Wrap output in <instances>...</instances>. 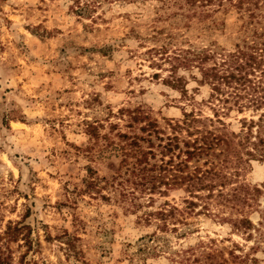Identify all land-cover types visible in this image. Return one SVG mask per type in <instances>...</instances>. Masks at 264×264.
Listing matches in <instances>:
<instances>
[{
	"label": "rangeland",
	"instance_id": "obj_1",
	"mask_svg": "<svg viewBox=\"0 0 264 264\" xmlns=\"http://www.w3.org/2000/svg\"><path fill=\"white\" fill-rule=\"evenodd\" d=\"M78 1L0 0V236L6 238L8 221L28 213L22 232L32 243L27 249L21 236L1 240L12 263L240 264L228 255L234 251L264 264L262 157L244 165L232 185H247L253 200L243 202L244 191L233 199L231 185L221 195L215 190L205 201L211 214L195 215L198 206L187 215L182 236L161 231L164 222L173 227L162 208L185 206L187 182L164 174L158 190H136L132 199L121 194L133 191L138 178L125 168L116 171L121 160L116 135L146 134L138 127L147 120H131L135 114L155 121L160 137L172 135L169 123L180 121L185 111L213 117L209 88L196 81L197 70L179 69L185 88L172 89L164 82L170 63L146 51L166 45L171 55L175 48L212 41L228 47L242 21L231 10L206 16L213 6L195 9L185 0H99L92 17H80ZM250 114L224 118L228 133H240L238 119L256 118ZM89 124L107 138L92 145ZM155 152L150 162L159 164ZM183 158L191 172L194 166L218 170L222 157L206 166L187 153ZM91 178L94 190L87 187ZM222 217L238 221L239 228ZM63 229L67 239L76 237L77 254L57 238ZM157 235L166 243L155 240ZM164 245L166 252L158 248Z\"/></svg>",
	"mask_w": 264,
	"mask_h": 264
},
{
	"label": "trees",
	"instance_id": "obj_2",
	"mask_svg": "<svg viewBox=\"0 0 264 264\" xmlns=\"http://www.w3.org/2000/svg\"><path fill=\"white\" fill-rule=\"evenodd\" d=\"M83 1L82 5L77 2L75 13L80 17H92L101 3L99 0ZM185 2L195 9L213 6L210 7L211 10H205L206 16L217 12L228 13L231 10L242 21L240 35L228 47L212 41L201 47L190 44L186 48H175L171 55L166 45L146 51L151 57L158 55L159 58L164 57V62L170 63V76L164 79V82L172 89L182 91L185 88L186 80L183 76L177 75L179 69L197 70L199 78L196 81L209 88V104L213 117H202L193 110L185 111L180 121L169 123L172 135L160 137L155 121L135 114L130 117L131 120L135 122L147 120L144 126L138 127L140 132L146 133L145 136L139 133L132 135L118 133L116 136L121 143L115 147V150L119 149L121 156L116 171L125 168L126 172L129 171L132 176L138 178L134 181L133 191H124L121 194L123 197L131 196L132 199H136V190L138 193L152 194L160 188L159 185L165 178L164 174H168L174 182H187L190 199L183 200L185 206L179 209L178 206L165 203L164 206H168V209L162 208L164 215L172 218L173 227L169 229L168 224L164 222L161 231L169 230L177 236L185 233L186 225H189L187 215L193 213L198 206L200 208L195 215L211 214L205 201L213 196L215 190L221 195L220 190L225 186H232L238 182L235 180H238L237 177L244 169V165L256 157L264 159V0H185ZM166 44L172 45V42ZM152 64H156L153 59ZM247 111L256 118L241 117L238 119L240 133L232 131L228 133L227 124L223 119L229 117L232 112L242 114ZM87 127L90 138L94 140L92 145L97 144L99 139L107 138L98 133V126L89 124ZM152 136L159 141L157 145L151 139ZM155 151L160 155L159 164L150 162L156 158ZM185 153L188 158H194L195 162L204 160L203 166L213 164V159L221 156V166L218 170L194 166L191 172L187 171L188 163L183 158ZM120 174L121 172L113 176L111 181L117 180ZM94 183V179H89L87 187L94 190ZM205 191V195L201 194ZM232 191L233 199L238 196L239 191H244L243 202L253 200L255 197L254 193L251 196L245 184L232 186ZM253 191L260 193L258 188H254ZM151 202L150 197L149 203ZM27 214L22 216L21 221H8L3 232L6 238L0 236V241L4 240L6 243L21 236L24 243L28 244L27 249H31L32 243L27 238V232L24 234L22 232L26 228L22 221L28 217ZM153 214L154 212H150L147 216L151 217ZM220 221H228L236 229L239 228V222L231 218L222 217ZM176 224L185 227L182 229ZM62 232L57 237L60 243H63L68 251L77 254L74 246L76 237L70 236L67 239L69 236L67 230L63 229ZM154 239H162L166 243L163 235H157ZM158 248L165 252L167 250L166 245ZM3 249L5 250V247L2 248L0 244V264H13L12 253ZM228 255L234 262L240 264L247 262L256 264L253 259H248L246 254L236 255L234 251H229Z\"/></svg>",
	"mask_w": 264,
	"mask_h": 264
}]
</instances>
